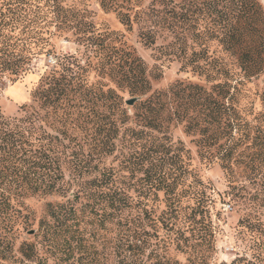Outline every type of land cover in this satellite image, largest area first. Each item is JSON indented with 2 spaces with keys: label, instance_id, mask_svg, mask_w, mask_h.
I'll return each mask as SVG.
<instances>
[{
  "label": "trees",
  "instance_id": "1",
  "mask_svg": "<svg viewBox=\"0 0 264 264\" xmlns=\"http://www.w3.org/2000/svg\"><path fill=\"white\" fill-rule=\"evenodd\" d=\"M67 1L0 0V101L5 79L15 83L29 74L38 56L56 59L54 68L40 77L31 92V103L22 106L20 116H6L0 109V264H14L12 256L22 232L36 225L38 231L46 230L43 236L50 245L72 230L79 231L85 213L102 227L113 224L121 228L126 239L139 241L140 249L150 250L149 256H163L155 264H180L164 257L170 256L171 249L187 256V264H209L216 250L211 198L190 170L183 146L169 156V148L151 142L146 153L136 154L135 160L129 158L124 170L127 176L108 163L120 135L130 130L126 125L131 116L118 90H128L140 100L135 117L158 132L164 127L161 116L171 105L164 100L167 95L154 92L146 97L152 87L142 58L115 45L117 38L98 30L85 9ZM97 1L101 9L117 13L131 26V12L134 15L140 0ZM216 6L215 1L213 12ZM225 21L227 30L221 43L234 58L236 72L233 67L213 72L217 60H212L214 67L209 72L210 68L199 64L208 61V56L192 52L188 64L212 80L213 86L208 91L197 84L182 88L178 83L170 90L181 101L176 111L191 108L196 115L186 129L200 135L199 158L217 160L228 172L250 141L241 133L242 87L264 75L260 0H226ZM153 36L150 30L144 35L147 45L155 44ZM63 38L85 48L84 63L74 55L58 54L55 41ZM92 71L109 77L116 87L89 82ZM263 142L250 141V146L261 150L258 157L264 155ZM136 171H143V178L136 181L139 190L134 196L130 194L134 187L131 177ZM52 195L62 200L47 203L46 217L37 220L26 200ZM235 197L243 196L237 192ZM241 199L248 210L239 227L251 234L253 245L250 257L239 256L231 264H264V200ZM160 204L163 209L158 213ZM17 252L29 262L40 256L36 244L26 240Z\"/></svg>",
  "mask_w": 264,
  "mask_h": 264
},
{
  "label": "rangeland",
  "instance_id": "2",
  "mask_svg": "<svg viewBox=\"0 0 264 264\" xmlns=\"http://www.w3.org/2000/svg\"><path fill=\"white\" fill-rule=\"evenodd\" d=\"M217 2L216 12L214 3ZM68 4H75L79 10L85 9L95 27L101 32L112 34L118 40L115 45H122L142 58L147 70V77L151 84V91L164 92L167 95L168 110L162 114L164 127L161 132L152 131L145 126V121L136 118L140 100L129 106L128 100L134 99L128 90H118L124 98V106L128 108L131 116L126 125L130 130L126 135H120L117 140L115 155L108 159L116 169L123 170L129 158L135 160L136 154L146 153L151 142L169 148L170 155L174 156L180 146L188 152L190 170L197 175L199 182L207 190L211 202L209 210L215 234V254L209 264H231L239 256L250 257V248L253 245L252 236L239 227L243 213L248 210L247 203L241 198L264 200V155L258 157L255 145L250 146L254 140L258 144L264 140V75L252 78L244 83L240 97L241 133L249 136V143L242 147L236 156L230 171L221 168L217 160L203 161L198 155V140L200 135L196 131L187 132L186 126L195 119L190 108L186 112L181 108L177 110L180 101L174 99L170 88L181 84L182 88L197 84L210 90L212 80L193 71L188 64L192 52H204L208 61L199 64L210 68L212 72L214 63L218 64L213 72L219 68L233 67L237 70L234 58L225 50L221 38L226 34V0H172L171 3H155L153 0H140L136 3L131 18V26L124 24L117 13L101 9L97 0H68ZM169 2V1H168ZM264 9V0H260ZM174 10V12L172 11ZM126 11V10H125ZM137 14V15H135ZM148 30L153 32L154 45H147L144 35ZM58 54L76 56L81 62L86 61L85 48L74 40L59 39L55 41ZM55 56L42 55L34 58L30 65L29 74L11 83L4 80L1 111L9 117L21 115V108L31 103V92L46 72L55 66ZM209 64V65H207ZM211 74V73H210ZM89 82L115 88L116 85L107 76H99L95 72L89 74ZM146 97H143L145 99ZM179 100V101H178ZM181 102V101H180ZM167 104V103H166ZM166 106V107H167ZM135 131V132H134ZM134 132V133H133ZM139 139V141H135ZM255 143V142H254ZM264 146V142L263 145ZM122 174V173H121ZM67 179L69 173H66ZM143 178V171H136L131 177L134 186L131 195L138 194L136 181ZM234 188L236 190H234ZM239 193L241 198L235 197ZM162 196V193H160ZM58 195L35 196L26 200V205L35 213L37 220L46 217V205L49 202H60ZM85 202V201H82ZM80 208V203H75ZM230 206V209L228 207ZM163 209L160 204L158 213ZM83 223L79 231H70L64 237L57 238L49 245L47 237L43 236L46 230L38 231L34 225L25 232L16 242L15 253L12 256L14 264H155L163 256H149L150 250L140 249L139 241L126 239L124 231L113 224L102 227L96 219L87 213L82 214ZM47 236V235H46ZM80 236V237H79ZM36 244L39 257L29 262L17 252L22 241ZM136 246H139L138 248ZM180 264H187V256L170 250V256H164Z\"/></svg>",
  "mask_w": 264,
  "mask_h": 264
},
{
  "label": "water",
  "instance_id": "3",
  "mask_svg": "<svg viewBox=\"0 0 264 264\" xmlns=\"http://www.w3.org/2000/svg\"><path fill=\"white\" fill-rule=\"evenodd\" d=\"M136 100H137V98H134V99L128 100V101L126 102V104L129 105V106H132V105L136 102Z\"/></svg>",
  "mask_w": 264,
  "mask_h": 264
},
{
  "label": "built area",
  "instance_id": "4",
  "mask_svg": "<svg viewBox=\"0 0 264 264\" xmlns=\"http://www.w3.org/2000/svg\"><path fill=\"white\" fill-rule=\"evenodd\" d=\"M228 209H230V206L228 207Z\"/></svg>",
  "mask_w": 264,
  "mask_h": 264
}]
</instances>
